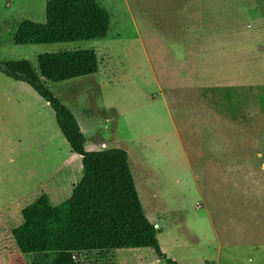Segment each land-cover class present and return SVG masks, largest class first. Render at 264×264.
Wrapping results in <instances>:
<instances>
[{
	"label": "rangeland",
	"instance_id": "rangeland-1",
	"mask_svg": "<svg viewBox=\"0 0 264 264\" xmlns=\"http://www.w3.org/2000/svg\"><path fill=\"white\" fill-rule=\"evenodd\" d=\"M46 1L0 0V63L24 60L39 75L37 55L93 51L95 73L40 81L74 116L85 150L126 152L161 253L176 264H264V0H95L108 14L103 38L13 44L18 21H44ZM225 88L243 101L237 111L222 105ZM70 155L48 104L0 72V177L18 167L38 184ZM4 253L8 264L52 263L13 245ZM78 260L166 264L150 247Z\"/></svg>",
	"mask_w": 264,
	"mask_h": 264
},
{
	"label": "trees",
	"instance_id": "trees-1",
	"mask_svg": "<svg viewBox=\"0 0 264 264\" xmlns=\"http://www.w3.org/2000/svg\"><path fill=\"white\" fill-rule=\"evenodd\" d=\"M107 30L108 14L95 0H48L44 21H18L10 40L15 45L73 42L103 38ZM36 64L39 75L24 60L0 63V72L25 83L48 104L70 151L80 157L81 177L59 204L50 206L46 195L40 194L20 210L22 223L11 229L19 253L50 254L51 264H80L81 253L150 247L166 264H176L159 249L157 229L142 210L126 152L117 147L85 150L74 116L40 81L60 82L95 73L93 51L40 54ZM220 91L225 109L237 111L243 101L232 89Z\"/></svg>",
	"mask_w": 264,
	"mask_h": 264
},
{
	"label": "crops",
	"instance_id": "crops-1",
	"mask_svg": "<svg viewBox=\"0 0 264 264\" xmlns=\"http://www.w3.org/2000/svg\"><path fill=\"white\" fill-rule=\"evenodd\" d=\"M15 144H17V142L12 141V145ZM13 152L14 151L11 150V153ZM70 153V163L65 166L63 171L50 175L47 179L42 180V182L38 184L30 185L26 175L22 180L21 168L18 167H14L17 173L16 176L11 177L6 170L5 175L0 177V255H2L1 258H4L7 264L8 254L4 253V248L13 245L17 252H19L11 235V229L22 223L20 210L24 206L30 204L40 194H45L48 204L50 206H55L66 199L61 197H65L66 195V197H68L70 195L71 189L79 181L81 177L80 157L71 151ZM15 161V157L11 155L7 159V163L11 165L15 163ZM76 173H78V176L76 180H74ZM68 186L70 188L68 189L69 191L67 190Z\"/></svg>",
	"mask_w": 264,
	"mask_h": 264
},
{
	"label": "water",
	"instance_id": "water-1",
	"mask_svg": "<svg viewBox=\"0 0 264 264\" xmlns=\"http://www.w3.org/2000/svg\"><path fill=\"white\" fill-rule=\"evenodd\" d=\"M0 68H3V65H0Z\"/></svg>",
	"mask_w": 264,
	"mask_h": 264
}]
</instances>
